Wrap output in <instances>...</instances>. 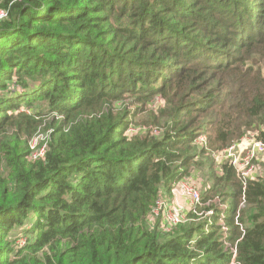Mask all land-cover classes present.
<instances>
[{"label":"trees","instance_id":"trees-1","mask_svg":"<svg viewBox=\"0 0 264 264\" xmlns=\"http://www.w3.org/2000/svg\"><path fill=\"white\" fill-rule=\"evenodd\" d=\"M0 10V264H264V177L244 189L211 157L250 130L264 141V0ZM182 179L214 213L165 231L149 217Z\"/></svg>","mask_w":264,"mask_h":264},{"label":"built area","instance_id":"built-area-1","mask_svg":"<svg viewBox=\"0 0 264 264\" xmlns=\"http://www.w3.org/2000/svg\"><path fill=\"white\" fill-rule=\"evenodd\" d=\"M7 16V11L0 10V21L7 18ZM52 133L53 131L51 130L44 131L40 129L37 134L29 140L30 155L28 159L30 161H36L45 156ZM250 140L248 142L243 139L228 148L220 150L214 155L217 162H231L236 170L237 176L243 183L244 189L247 181L255 177L254 173L256 172V167L251 165L255 152L264 151V141L257 139V134L253 135ZM202 141L204 140L202 139ZM245 153L247 154L246 156ZM183 200H186L195 212L197 207L201 204L200 190L189 179H182L176 182L171 189V196H162L157 201L149 217L150 222L154 224L159 218H162L167 223L169 229L166 231H170L180 224L185 223L187 221L186 215L188 216V214L185 208L179 203V201ZM169 202H172L173 205L171 206ZM235 260L236 253L233 256V262Z\"/></svg>","mask_w":264,"mask_h":264},{"label":"rangeland","instance_id":"rangeland-1","mask_svg":"<svg viewBox=\"0 0 264 264\" xmlns=\"http://www.w3.org/2000/svg\"><path fill=\"white\" fill-rule=\"evenodd\" d=\"M153 103V108L154 109H157V108H159L160 106H162V107H164V105H163V102L162 101H160L159 99L158 100H155L154 102H152ZM57 117V116H56ZM54 118V116H51V117H49V118H44V119H47V120H51V119H53ZM57 119H59V120H61V119H63V117H57ZM46 123V122H45ZM42 127H40V129H43V126L45 127V124H44V122H43V125H41ZM49 130H51V131H53V129H49ZM160 129L159 128H155L154 129V132L156 133V134H160V131H159ZM257 132H259V131H257ZM261 132V131H260ZM253 135H255V133H253L252 132V130H250L249 131V133L247 134V135H245L240 141H242L243 139H245V141H248L249 142V140H250V138L253 136ZM202 139L205 141V137L204 136H202V137H200L199 138V140L198 141H202ZM239 141V142H240ZM251 141V140H250ZM203 142V141H202ZM220 151V150H219ZM219 151H213L212 153H211V157H212V159H213V161L215 162V164L216 165H220L221 164V162H217L216 160H215V158H214V155L216 154V153H218ZM247 154L245 153V156H246ZM251 165H254L256 168H257V170H256V172L254 173V176L256 177V176H262V177H264V151L263 152H258V151H256L255 152V156L253 157V159H252V161H251ZM191 178L192 179H194V178H196V179H198L201 183H202V174H198V172L196 173V175H192L191 176ZM201 183H198L199 185L201 184ZM202 185V184H201ZM203 187H204V185H203ZM172 198V197H171ZM179 203L185 208V210H186V212H187V214L189 215L190 213H193V214H196V212L194 211V210H192V208L190 207V205H189V203L186 201V200H183V201H179ZM216 204L217 205V207L218 208H220V209H224L226 206L229 208L230 206V202H227V204L225 205L222 201H221V199L219 198V197H216V198H214L213 200H212V202H211V204ZM169 204L172 206L173 205V203L172 202H169ZM205 205H209V203H207V204H204L203 202H202V198H201V204L199 205V208H203ZM191 210V211H190ZM230 210V209H229ZM229 210H228V212H229ZM213 210H211V211H199V209L197 210V215L196 216H198L199 218H203V219H209L212 215H213ZM221 214V218H220V221L219 222H223V216H222V213H220ZM186 217H187V220H188V216L186 215ZM162 229L163 230H169L168 229V227H167V223L162 219ZM224 228H226V227H224ZM222 232H225V230L224 231H222ZM24 239H21V240H19V242H21V241H23ZM228 245H229V243H227ZM231 264H234L233 262H231Z\"/></svg>","mask_w":264,"mask_h":264}]
</instances>
